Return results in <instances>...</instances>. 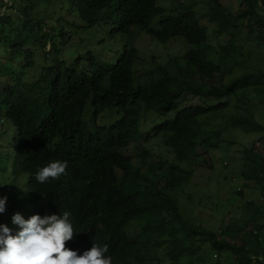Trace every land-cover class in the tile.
Listing matches in <instances>:
<instances>
[{
  "label": "trees",
  "instance_id": "obj_1",
  "mask_svg": "<svg viewBox=\"0 0 264 264\" xmlns=\"http://www.w3.org/2000/svg\"><path fill=\"white\" fill-rule=\"evenodd\" d=\"M57 1L12 0L7 13L2 9L7 3H0V118L10 120L0 127V142L10 127L15 130L11 144L0 143V151L13 146L11 152H0V196L7 197L0 219L17 212L28 219L67 210L77 233L65 246L82 254L93 243L107 244L105 255L112 256V264H161L153 247H167L173 264H204L209 254L226 252L238 264H264V203L253 197L264 181V147L258 152L254 145L243 161V188L250 194L237 190L245 214L238 230L226 224L217 232L186 221L172 195L192 178L180 164L198 166L200 151L217 150L228 129L264 132L258 116L264 111V0H241L236 14L220 0L207 2L211 35L222 40L218 50L198 23L194 1L166 15L158 0H63L60 10L76 11L88 27L113 22L112 34L132 39L114 63L92 54L71 62L61 57L67 38L44 31L48 25L39 18ZM12 9L16 20L10 19ZM135 29L161 43L183 38L194 46L168 64H158L142 81L135 69ZM49 43L54 56L49 59L48 52L43 58L52 65L27 81L11 60L33 66L35 51L45 52ZM3 50L13 57L10 61L2 59ZM190 95L231 98L238 112L217 127L216 115L227 103L202 100L183 106ZM114 110L119 120L101 125L99 117ZM149 114L164 119L153 132L175 153L176 163L147 162L152 156L144 149L136 165L125 153L140 138ZM170 114L174 117L167 118ZM52 160L66 161V173L38 183L37 168ZM10 220L15 235L19 226ZM136 223L140 232L134 238L131 227Z\"/></svg>",
  "mask_w": 264,
  "mask_h": 264
},
{
  "label": "rangeland",
  "instance_id": "obj_2",
  "mask_svg": "<svg viewBox=\"0 0 264 264\" xmlns=\"http://www.w3.org/2000/svg\"><path fill=\"white\" fill-rule=\"evenodd\" d=\"M12 0H0V3L6 4L3 6V12H8L9 4ZM194 1L196 6L194 11L198 15V23L201 27L208 30L209 43L218 50L222 44V40L216 39L211 35V25L209 26V10L207 2L209 0H158L159 6L165 8L166 15L170 14L172 9L180 7L179 4H187ZM223 6L228 8L232 13L236 14L240 7L241 0H220ZM64 6L63 0L54 3L53 8H50L49 14L40 15L39 18L46 20L48 26H43L44 31H53L58 36L63 34L66 38L65 47L62 49L61 57L67 62H71L75 57H87L89 54L96 56L99 60L114 63L116 62L125 46L132 42V39L125 34H112L114 27L113 22H100L99 25L92 28L88 27L81 19L79 13L67 9L60 10ZM261 7L262 4H261ZM43 9H41L42 11ZM44 11V10H43ZM2 12V11H1ZM10 19L16 20L15 9L11 11ZM18 13V12H17ZM160 19H157L153 26H157ZM45 24V25H46ZM158 28V27H157ZM244 25L240 24L239 30L242 31ZM240 33L237 35L239 36ZM226 41V40H223ZM134 45L139 49V58L135 63V69L142 81H145L146 75L152 74L156 70L158 64H168L175 56H182L190 47L194 46L183 38L172 39L167 43H161L146 32H139L135 29ZM34 47H32L33 49ZM50 54L49 59H52L54 52L51 50V44H47L45 52L37 49L34 54V65L25 67L20 61H12L13 58L5 50L2 53V59L12 62L17 65L18 73H20L27 81H34L41 76V69L45 65H52L44 57V53ZM264 53V48L261 49ZM100 60V61H101ZM84 65H88L84 60ZM206 101L208 105H217L227 103L218 115L219 120L217 127H222L223 122L231 114L238 112L234 101L231 98H200L188 96L184 101L183 106L200 104ZM259 120L264 126V111L259 110ZM174 117L170 114L167 118ZM119 120V111L104 113L99 117L101 125H110ZM164 121L155 114H149L143 121L141 126L140 138L135 141L125 153L134 158L136 165L140 164L138 157L147 149L152 158L147 162H157L167 160L169 163H176L175 153L166 148L160 138H155L153 128L155 125ZM226 142L217 150L203 151L201 157L198 158V166L192 167L185 164H180L183 169L192 174V178L188 184H185L178 189L172 191L173 199L178 202L182 217L189 222L202 224L205 228L216 230L229 224L239 229L244 223V201L237 197V190L242 189L247 197L250 194L248 189L243 188L245 180L241 176L243 170V161L247 155V151L254 145L258 152H262L264 147V132L246 134L237 129H228L225 133ZM15 136V130L10 128L4 136L3 143L11 144ZM6 138L8 139L6 141ZM13 146L3 148L0 152H11ZM160 178L157 179V181ZM165 188V183L161 184ZM258 189V187H256ZM257 192V190H256ZM16 194V192H14ZM258 194H254L256 197ZM250 219L247 221V227H251ZM140 228L138 224L131 227V233L134 238L139 236ZM150 236V241H151ZM167 247L151 248L153 256L161 260V264H173V258L167 254ZM218 260L221 264H238L237 257L229 252H226L218 257L209 254V257L204 264H217Z\"/></svg>",
  "mask_w": 264,
  "mask_h": 264
},
{
  "label": "clouds",
  "instance_id": "obj_3",
  "mask_svg": "<svg viewBox=\"0 0 264 264\" xmlns=\"http://www.w3.org/2000/svg\"><path fill=\"white\" fill-rule=\"evenodd\" d=\"M9 121L6 117L0 118V127H5ZM66 169V161L52 160L38 167L34 178L44 184L50 179H59ZM6 200L7 197L0 196V213L6 209ZM70 216L65 210L50 215L36 213L24 219L17 212L12 217L0 219V264H112V256L105 255L109 250L107 244L93 243L82 254L65 246L77 233ZM10 218L19 226L15 235L8 226Z\"/></svg>",
  "mask_w": 264,
  "mask_h": 264
},
{
  "label": "built area",
  "instance_id": "obj_4",
  "mask_svg": "<svg viewBox=\"0 0 264 264\" xmlns=\"http://www.w3.org/2000/svg\"><path fill=\"white\" fill-rule=\"evenodd\" d=\"M261 190L264 191V181H263L261 186H258V189H257L258 195L256 196V200L259 199L261 203H264V195H262V192H259ZM253 197H255V196H253Z\"/></svg>",
  "mask_w": 264,
  "mask_h": 264
}]
</instances>
